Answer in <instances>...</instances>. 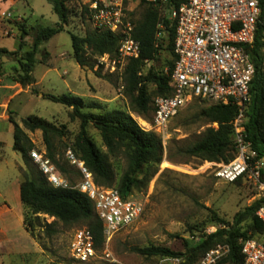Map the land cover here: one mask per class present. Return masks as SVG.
I'll return each mask as SVG.
<instances>
[{
	"label": "rangeland",
	"instance_id": "374dc122",
	"mask_svg": "<svg viewBox=\"0 0 264 264\" xmlns=\"http://www.w3.org/2000/svg\"><path fill=\"white\" fill-rule=\"evenodd\" d=\"M83 1L68 3L67 24L40 44L35 54L33 82L21 84L16 81L20 71L19 60H22L23 52L30 48L31 26L35 23L53 25L58 22V16L47 0H0V47L11 51L0 55V264H71L69 242L73 229L80 226H64L53 216L39 213L42 224L53 223L56 233L49 236L35 228V236L24 228L23 215L27 210L18 195L22 176L20 169L24 164L21 154L12 149L11 121L22 127L21 120L35 114L56 125H65L66 133L59 143L67 146L60 148L63 154H58L60 162L65 165L66 149L71 145L79 125L71 117L70 107L49 100L47 94L69 92L86 101H100L107 109L129 108V98L121 88L124 66L120 68L118 65L114 73L99 68L102 75L110 74L105 79L95 74L98 68L95 67L94 56L93 68L80 66L72 57L70 33L84 35L92 30L83 14ZM128 7L129 13L133 12L129 18L134 22L139 16V2L130 0ZM158 7L163 15L170 18V8ZM5 12H10L11 16H3ZM22 27L26 35L22 47L18 48ZM168 58V53L162 50L154 65L163 67L165 71L164 60ZM150 63L143 66V71ZM152 90L153 85L149 84L148 91ZM202 105L198 100H191L181 107L167 124L165 134L159 136L164 153L158 170L151 175L145 187L130 195L143 205V210L130 226L116 233L107 246L115 264H178L180 257L146 256L131 250V247L156 245L184 252L188 244H194L220 226L214 217L231 220L236 211L257 199L258 189L247 177L238 182H225L211 173L212 161L176 156L178 147L197 140L206 126H216L197 118ZM132 115L140 126L148 123L141 116ZM27 134L37 150L44 149L40 130L27 131ZM89 134L106 152L92 126L89 127ZM170 154L175 157L170 158ZM109 161L116 181L127 168L126 158L123 152H119L109 154ZM66 168L65 172L58 171L71 186H75L80 179L78 170L74 166L72 170ZM145 170L148 168L145 167ZM90 264L110 263L95 259Z\"/></svg>",
	"mask_w": 264,
	"mask_h": 264
},
{
	"label": "trees",
	"instance_id": "16d2710c",
	"mask_svg": "<svg viewBox=\"0 0 264 264\" xmlns=\"http://www.w3.org/2000/svg\"><path fill=\"white\" fill-rule=\"evenodd\" d=\"M53 12L58 16V22L53 25L35 23L31 26V45L19 60L20 71L16 81L21 84L33 82V68L35 54L43 41L64 29L67 24L69 8L68 3L77 0H47ZM180 0H168L162 5H152L146 0L139 2V16L134 20L132 36L139 41V54L130 58L122 72L123 91L129 98L128 110L111 108L95 99L86 101L83 97L73 93L59 95L47 94V98L70 107V114L78 122V130L74 135L71 145L67 147L83 162L89 170L94 182L103 187H113L122 197L130 196L135 190L146 186L152 174L158 170L164 149L161 138L151 130L143 129L132 113L151 121L152 100L156 96L171 94L169 76L166 73L173 69L175 54L173 41L175 22L163 15L158 6L171 8L177 6ZM83 14L89 22V10L83 4ZM129 14H133L130 12ZM262 25H259L253 43L248 47L249 57L254 65V73L250 82V99L245 109V118L242 126L246 140L250 142L251 149L258 157H264V53L261 49ZM159 33V34H158ZM26 31L22 27L19 34L18 48L22 47ZM72 57L80 66L93 68L92 57L107 53L116 56L119 44V35L106 29L88 30L84 35L70 33ZM166 51L170 58L165 59L167 68H157L161 51ZM1 53H11L5 47H0ZM44 55H48L44 52ZM147 69L143 66L150 62ZM97 76L105 79L110 74H101L100 69L95 70ZM153 85V90L148 91V85ZM197 100V99H194ZM203 105L199 107L197 118L204 123H216L206 126L201 136L191 144L177 148L176 156L197 157L207 161L228 162L233 159L236 149L234 143L232 120L237 115V107L232 104L207 103L198 100ZM96 110V111H91ZM22 127L14 121L12 149L19 152L24 164L21 167V180L18 187L19 200L27 212L23 215L24 228L36 236L38 232L52 235L57 229L53 223L42 224L39 213L53 216L64 226L80 225L90 229L97 246L103 240L102 222L94 212L92 201L89 197L74 187H55L51 185L43 173L33 162L30 151L34 147L27 131L40 130L46 157L62 172L73 169L65 157V165L60 162L58 154L62 153L59 139L65 135V125H56L43 117L29 114L22 120ZM92 126L99 134V138L106 152L100 148L94 138L89 134ZM66 149V150H67ZM61 150V151H60ZM123 152L127 161L126 170L115 181V173L109 161V154L115 155ZM175 157L174 154L169 155ZM147 167L148 170H144ZM264 175V168L261 170ZM79 173V172H78ZM141 175V176H140ZM244 176L233 182H238ZM231 182V183H233ZM264 205V196H259L243 209L236 211L231 220L214 217L220 224L219 227L194 244H188L184 252L174 251L165 246L148 245L144 247H131V250L146 256L180 257L178 264H194L207 250L217 245H226V254L215 264H242L243 255L240 238H255L262 240L264 237V224L256 216L258 207ZM215 216V215H214ZM43 226V227H42ZM43 228V229H42ZM40 229L42 231H40Z\"/></svg>",
	"mask_w": 264,
	"mask_h": 264
},
{
	"label": "built area",
	"instance_id": "2783aa9c",
	"mask_svg": "<svg viewBox=\"0 0 264 264\" xmlns=\"http://www.w3.org/2000/svg\"><path fill=\"white\" fill-rule=\"evenodd\" d=\"M129 1H83L89 10L93 29H106L119 35L116 56L107 53L94 56L95 67L108 73H114L118 65L122 68L130 58L139 54V41L132 36L134 23L129 18ZM167 1L146 0L152 5ZM3 16L10 17L11 13L5 12ZM170 18L175 22L173 52L176 57L173 69L166 71L171 94L153 98L151 121L141 127L162 136L180 108L194 99L234 104L237 115L232 126L236 152L228 162H210L211 173L225 182L247 177L258 189L257 197L264 196V175L261 172L264 157H258L251 149L242 126L254 73L248 47L253 43L259 25H262L261 49L264 53V0H180L177 6H171ZM30 156L51 185L71 186L46 157L44 150L32 149ZM65 157L80 175L79 182L71 187L89 197L103 227L101 246L96 245L87 227L73 229L69 242L71 264H90L95 259L115 264L107 246L116 233L140 216L143 205L133 196L122 197L116 188L97 185L89 170L70 149L66 150ZM255 214L264 224V205L258 207ZM238 243L243 255L242 264H264V237L262 240L240 238ZM227 249L226 245L210 248L194 264H215Z\"/></svg>",
	"mask_w": 264,
	"mask_h": 264
},
{
	"label": "crops",
	"instance_id": "0c3cea01",
	"mask_svg": "<svg viewBox=\"0 0 264 264\" xmlns=\"http://www.w3.org/2000/svg\"><path fill=\"white\" fill-rule=\"evenodd\" d=\"M19 187V186H18ZM6 210H8V209H6ZM9 211V210H8Z\"/></svg>",
	"mask_w": 264,
	"mask_h": 264
}]
</instances>
